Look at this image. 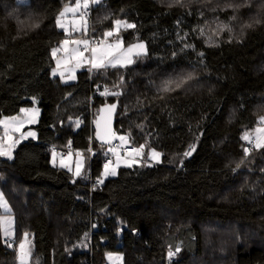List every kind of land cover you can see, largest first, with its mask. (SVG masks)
<instances>
[{"label": "trees", "instance_id": "obj_1", "mask_svg": "<svg viewBox=\"0 0 264 264\" xmlns=\"http://www.w3.org/2000/svg\"><path fill=\"white\" fill-rule=\"evenodd\" d=\"M73 1L0 0V117L33 97L40 108L36 138L11 159L0 156V189L15 221L13 239L0 230V264H18L24 233L29 264H107L109 252H120L121 264H264V148L242 139L264 116L262 0L237 11L224 6L245 0L91 6L87 37L97 41L119 20L124 42L143 40L146 53L61 83L50 75L51 48L76 36L56 26ZM113 90L121 94L105 95ZM114 100L116 135L132 150L159 151L161 162L142 159L99 183L105 156L89 112ZM53 148L84 150L88 178L51 165ZM245 148L253 149L247 157Z\"/></svg>", "mask_w": 264, "mask_h": 264}, {"label": "rangeland", "instance_id": "obj_2", "mask_svg": "<svg viewBox=\"0 0 264 264\" xmlns=\"http://www.w3.org/2000/svg\"><path fill=\"white\" fill-rule=\"evenodd\" d=\"M77 0L73 2L66 3L62 9L60 10L57 18L59 17L61 12H64L66 9L74 8ZM83 0H81V4ZM86 10L81 8L76 13L71 11H67L63 17H61V23L63 27H59L57 25L56 18V26L58 29L64 31L66 34H76V36L65 38L60 41L58 44L54 45L51 48V55L53 58V65L50 69V75L53 78H58L61 83H71L76 80V73L80 69L88 68L94 69L92 64L88 61L92 58L91 52H86L85 56L81 58L79 56V52L84 51L83 45H77L75 43H71L72 41L77 40H88L87 37L89 31V16H85L84 12ZM126 26L123 23L119 26L116 24L114 28L109 30L113 32V36L105 37L103 36L97 38V41L90 43V48H99L101 51L97 52V60L103 59L104 63L107 65L106 67H112V64H116L117 66H121L126 59L134 60L137 57L136 53L138 51L141 52V55L146 53V45L143 40H135L130 43L124 42L121 35L118 34L117 28ZM107 32V31H106ZM69 41L68 44H64V41ZM90 42V41H89ZM119 45L116 49L109 48V45ZM143 44L144 48L141 51L139 48L134 47L137 45ZM56 50L55 55H53V50ZM131 49V51H129ZM112 52L113 56H109L108 53ZM140 56V55H139ZM130 65V64H127ZM125 65V66H127ZM63 74V75H61ZM33 99V105L24 107L21 109L20 113L12 116H2L0 117V146H3L5 149H10L11 156L13 155V151L15 147L26 139H34L37 136V132L34 129L33 125H35L40 116V108L37 104L36 98ZM258 127H264V124L257 125L251 134V139L255 141L260 133L256 132ZM120 137H125L126 140L122 141ZM128 139L123 135H115L112 142L107 145H102L99 147V150L105 157H109L110 161L104 163V171L105 165H108L109 172L112 170L117 173V169L122 166H132L134 164H138L145 159L147 164H155L161 162V153L155 149H149L148 151L141 147H136L135 150H140V155H136L135 151L123 152V146L126 145ZM60 149H51L50 150V164L54 166H58L62 169L67 170L74 177H82L84 179L88 178L89 174V156L88 154L81 149H71L66 148L64 154L59 152ZM153 150L155 152L160 153L159 159L156 160L152 157ZM8 158L6 156H2ZM79 169L80 175L77 176V170ZM102 172L98 181L101 183L106 177H113L115 175H107L105 176ZM6 204V207L0 206V220H5L3 226L6 227L10 235L5 237L3 231L1 230L2 237L7 240H11L15 237V229H14V216L10 213L11 207L7 202L2 190L0 189V205ZM24 244V251L28 252L29 255L25 259L24 264H29V257L31 252V241L29 236L24 233L17 242L16 251H17V261L20 264L19 253H20V245ZM106 262L107 264H121L122 263V254L120 252H109L106 254Z\"/></svg>", "mask_w": 264, "mask_h": 264}, {"label": "snow or ice", "instance_id": "obj_3", "mask_svg": "<svg viewBox=\"0 0 264 264\" xmlns=\"http://www.w3.org/2000/svg\"><path fill=\"white\" fill-rule=\"evenodd\" d=\"M101 2H102V0H83V3L81 4V0H77L76 5H75L74 8L66 9L64 12H61V13H60L59 17L57 18V25H58L59 27H63V24L61 23V19H60V18L63 17L67 11H71V12H73V13H76V12H77L79 9H81V8L87 10L91 5H93V4H99V3H101ZM174 2H175L176 4H181V3H182V0H174ZM252 3H253V0H245L244 4H232V3H229V4H226L224 7H225V9H227V8H231V9H233L234 11H237V10L240 9L241 7H245V6H247V7H251ZM261 8L264 9V0H262ZM212 11H216V9L214 8V9H212ZM232 19H235V16L232 17ZM257 22H259V21H257ZM122 23H123V22H121V21H119V20L115 21V24H116L117 26L121 25ZM127 26H128V27H134V25H131V24H129V25H127ZM246 26H247V27H250L251 25H246ZM222 27H227V25H223ZM117 31H118V28H117ZM104 36H105L106 38H107V37H111V36H113V32H112V31H107V32L104 33ZM63 43H64V44H68L69 41L66 40V41H64ZM71 43H75V44H77V45H83V46H84V51L79 52V56H80L81 58H83V57L85 56V53H86V52H91V54H92V58H91L88 62L92 64V67H93V68H95V69H100V68H104V67L107 66V65L104 63L103 59L97 60V52H98V51H101V52H102V50H100L99 48H90V46H89L90 42H89L88 40H86V39H85V40H77V41H72ZM118 47H119L118 44H117V45H109V48H111V49H116V48H118ZM134 47L139 48L141 51H142L143 48H144L143 44H140V45H137V46H134ZM129 51H131V49H130ZM55 52H56V50L54 49V50H53V55H55ZM108 55H109V56H113V53H112V52H109ZM136 55H137V56L141 55V52L138 51V52L136 53ZM113 58H115V57L113 56ZM131 63H133V60H132V59H126V60L123 62V64H121V66H125V65H127V64H131ZM111 66H112V67H116L117 65H116V64H112ZM61 75H63V74H61ZM188 78H191V77H188ZM116 94L118 95V93H116ZM111 107L114 109L116 106H115V105H112ZM77 123H79V122H77ZM258 123L264 124V116L259 117ZM256 132H257V133H260L261 135H258V136L256 137L255 142H254V148H255V149H261V148H264V127H258V128L256 129ZM120 139H121L122 141H125V140H126L125 137H120ZM242 139L249 141V143H253V140L251 139V137H250V135H249L248 133H246V134L242 137ZM143 147H144V146L142 145L141 148H143ZM194 147H195V146H192V150H194ZM252 150H253V149L245 148V149H244L245 157H247V156L249 155V153H250ZM134 151H135L136 155H140V150H134ZM184 155H185V156H189V155H191V151H186V152L184 153ZM0 156H6V157H8L9 159H11L12 156H11V151H10V149H5L3 146H0ZM159 156H160V153L155 152V151L153 150V152H152V157H153L154 159L158 160V159H159ZM243 162H244V161L241 160V162H240L239 164H237L236 167L239 168V167H240V164H242ZM129 166H130V165H129ZM105 169H106V171H105V173H104L105 176H107V175H109V174H111V175H115V174H116L114 170H112L111 172L108 171V165H107V164L105 165ZM233 171H235V169H233ZM76 175H77V176L80 175V171H79V169L77 170ZM101 182H102V181H101ZM0 206H2V207H6V204H2V205H0ZM5 223H7V221H5V220H0V230H2L4 236L7 237V236L10 235V232H9V230H8L6 227L3 226ZM9 246L11 247V245H9ZM20 250H21V251H20V253H19V257H18V258H19V260H20V264H24V261H25V259L28 257L29 253L26 252V251H24V244H23V243L20 245ZM176 252H179V248L176 249ZM173 255H175V253H173V252L170 251V252H169V257H171V256H173Z\"/></svg>", "mask_w": 264, "mask_h": 264}, {"label": "water", "instance_id": "obj_4", "mask_svg": "<svg viewBox=\"0 0 264 264\" xmlns=\"http://www.w3.org/2000/svg\"><path fill=\"white\" fill-rule=\"evenodd\" d=\"M104 1L107 0H102V2ZM99 4H93L92 7H96ZM116 93L120 95L121 90L106 91L105 95L107 97L118 96ZM112 105H115L116 107L113 109L111 107ZM117 106L118 100H114L113 102H107L98 107V111L94 119V140L98 144L107 145L111 143L113 138L115 137V113L117 110Z\"/></svg>", "mask_w": 264, "mask_h": 264}, {"label": "built area", "instance_id": "obj_5", "mask_svg": "<svg viewBox=\"0 0 264 264\" xmlns=\"http://www.w3.org/2000/svg\"><path fill=\"white\" fill-rule=\"evenodd\" d=\"M90 7H91V6H90ZM90 7H89V8H90ZM89 8L84 12V15H85V16H88V15L90 14ZM89 41H90V43H93L95 40H93L91 37H89ZM101 92H102V91H101V88L95 85L94 88H93V92H92V94L96 95V94H99V93H101ZM89 117H90V120L94 122L95 116H94V112L92 111V109H91L90 112H89ZM83 123H84L83 119H80V120H79V123H78V126L83 125ZM90 140H91V139H90ZM254 142H255V141H254V139H253V143H251V144H254ZM130 151H133V150H132V147L127 146V145H124V146H123V152H130ZM59 152H60L61 154H64V153H65V150H59ZM89 152H90V154L93 153V148H92V147L89 148ZM105 161H106V162H109V161H110V158H109V157H105Z\"/></svg>", "mask_w": 264, "mask_h": 264}, {"label": "bare ground", "instance_id": "obj_6", "mask_svg": "<svg viewBox=\"0 0 264 264\" xmlns=\"http://www.w3.org/2000/svg\"><path fill=\"white\" fill-rule=\"evenodd\" d=\"M92 6V5H91Z\"/></svg>", "mask_w": 264, "mask_h": 264}, {"label": "crops", "instance_id": "obj_7", "mask_svg": "<svg viewBox=\"0 0 264 264\" xmlns=\"http://www.w3.org/2000/svg\"><path fill=\"white\" fill-rule=\"evenodd\" d=\"M35 139V138H34Z\"/></svg>", "mask_w": 264, "mask_h": 264}]
</instances>
